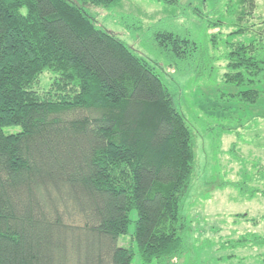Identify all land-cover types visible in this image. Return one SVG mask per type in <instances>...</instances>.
Here are the masks:
<instances>
[{"label":"trees","instance_id":"obj_1","mask_svg":"<svg viewBox=\"0 0 264 264\" xmlns=\"http://www.w3.org/2000/svg\"><path fill=\"white\" fill-rule=\"evenodd\" d=\"M120 1L75 3L108 9ZM153 40L176 74L217 77L216 60L187 33L158 30ZM229 46L223 85L239 88L231 98L258 110L256 126L264 125V43ZM44 73L58 78L57 97L34 91ZM194 141L157 69L81 8L0 0V264H176L189 246ZM233 162L243 170L226 184L234 192L227 202L264 201L259 156ZM228 217L250 227L239 224L235 241L213 244L264 258V226L256 229L264 214Z\"/></svg>","mask_w":264,"mask_h":264},{"label":"rangeland","instance_id":"obj_2","mask_svg":"<svg viewBox=\"0 0 264 264\" xmlns=\"http://www.w3.org/2000/svg\"><path fill=\"white\" fill-rule=\"evenodd\" d=\"M67 1L81 8L98 28L116 36L157 69L193 131L196 164L184 211L189 246L176 264H263L264 258L259 257V252L220 248L213 242L226 246L230 240H236V229L244 230L239 226L250 227V223L241 221L233 226L234 219L228 215L245 212L248 217L259 219L264 214L263 205L247 202L239 195L234 203L227 202V197L234 192L226 184L237 179L236 169L243 168L233 158L240 154L245 159L259 156L264 164V125L256 126L254 117L260 114L258 110L250 113L245 108L241 110L239 103L231 98L239 88L223 85L225 74L230 73L225 59L231 50L230 43H264V0H179L175 7L165 1L121 0L108 9ZM208 22L218 26L211 28ZM163 29L187 33L200 50L216 60L214 81L195 73L176 74L165 63L153 40V34ZM234 32L237 35L228 36ZM57 79L54 74L44 73L33 89L46 98L57 97L54 85ZM136 215L132 211L129 216L130 235ZM262 222L257 230L264 226ZM127 243L128 239L122 244ZM134 247L136 250L135 244ZM133 264L141 263L135 258Z\"/></svg>","mask_w":264,"mask_h":264},{"label":"crops","instance_id":"obj_3","mask_svg":"<svg viewBox=\"0 0 264 264\" xmlns=\"http://www.w3.org/2000/svg\"><path fill=\"white\" fill-rule=\"evenodd\" d=\"M254 201H256V204H259V205H263L264 207V201H261V200H258V199H254ZM263 223L262 221L260 222V224Z\"/></svg>","mask_w":264,"mask_h":264}]
</instances>
